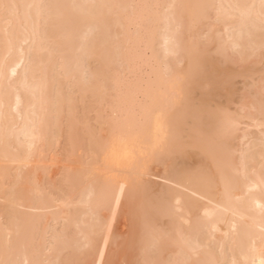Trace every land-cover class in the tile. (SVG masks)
Wrapping results in <instances>:
<instances>
[{"label":"bare ground","instance_id":"bare-ground-1","mask_svg":"<svg viewBox=\"0 0 264 264\" xmlns=\"http://www.w3.org/2000/svg\"><path fill=\"white\" fill-rule=\"evenodd\" d=\"M0 264H264V0H0Z\"/></svg>","mask_w":264,"mask_h":264}]
</instances>
